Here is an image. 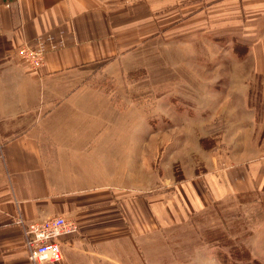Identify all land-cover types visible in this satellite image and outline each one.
<instances>
[{
  "label": "crops",
  "instance_id": "obj_1",
  "mask_svg": "<svg viewBox=\"0 0 264 264\" xmlns=\"http://www.w3.org/2000/svg\"><path fill=\"white\" fill-rule=\"evenodd\" d=\"M184 9L174 20L200 33L237 26L241 42H254V60H264V0H0V264H32L18 216L78 224L59 240L62 261L38 264H150L145 241L168 219H183L181 201L193 212L229 194H264L262 155L232 165L215 159L187 187L152 195L148 119L118 113L88 81L118 75ZM24 44L42 53V66L21 60Z\"/></svg>",
  "mask_w": 264,
  "mask_h": 264
},
{
  "label": "rangeland",
  "instance_id": "obj_2",
  "mask_svg": "<svg viewBox=\"0 0 264 264\" xmlns=\"http://www.w3.org/2000/svg\"><path fill=\"white\" fill-rule=\"evenodd\" d=\"M188 11L169 16L118 75L88 80L118 113L148 119L152 195L187 187L215 159L232 165L264 155V60H254V42H241L237 26L191 31L181 22ZM135 125L142 132L141 120ZM180 205L183 219H168L145 241L150 264H264V194H229L193 212Z\"/></svg>",
  "mask_w": 264,
  "mask_h": 264
},
{
  "label": "built area",
  "instance_id": "obj_3",
  "mask_svg": "<svg viewBox=\"0 0 264 264\" xmlns=\"http://www.w3.org/2000/svg\"><path fill=\"white\" fill-rule=\"evenodd\" d=\"M18 54L30 69H37L43 64L42 53L29 45H20ZM14 222L22 229L23 242L32 264L61 262L63 257L60 238L73 235L78 231L77 222L63 215H54L44 220L29 222H24L18 216Z\"/></svg>",
  "mask_w": 264,
  "mask_h": 264
},
{
  "label": "trees",
  "instance_id": "obj_4",
  "mask_svg": "<svg viewBox=\"0 0 264 264\" xmlns=\"http://www.w3.org/2000/svg\"><path fill=\"white\" fill-rule=\"evenodd\" d=\"M206 240H207V242H208V244H209L208 237H206ZM210 242L212 243L213 241H210ZM211 243H210V244H211ZM246 259H248V257H247ZM247 264H248V263H247ZM254 264H259V261L254 259Z\"/></svg>",
  "mask_w": 264,
  "mask_h": 264
}]
</instances>
